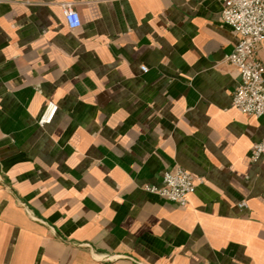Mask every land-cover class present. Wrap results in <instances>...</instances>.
Here are the masks:
<instances>
[{"label": "crops", "instance_id": "0c3cea01", "mask_svg": "<svg viewBox=\"0 0 264 264\" xmlns=\"http://www.w3.org/2000/svg\"><path fill=\"white\" fill-rule=\"evenodd\" d=\"M222 10L0 0V264H264V116L232 104ZM178 166L185 206L144 188Z\"/></svg>", "mask_w": 264, "mask_h": 264}, {"label": "built area", "instance_id": "2783aa9c", "mask_svg": "<svg viewBox=\"0 0 264 264\" xmlns=\"http://www.w3.org/2000/svg\"><path fill=\"white\" fill-rule=\"evenodd\" d=\"M222 19L233 27L238 41L227 60L239 71L240 81L233 97V106L243 113L256 117L264 116V64L258 57V51L264 45V0H222ZM65 19L69 27L77 28L82 24L79 12L73 5L65 7ZM58 105L50 104L39 119L44 125L51 122ZM264 157V137L256 142L250 158L256 162ZM202 180L187 169L178 166L174 170H165L162 184H146L144 188L185 206L189 195L195 191L197 181ZM242 201L239 206H246Z\"/></svg>", "mask_w": 264, "mask_h": 264}]
</instances>
